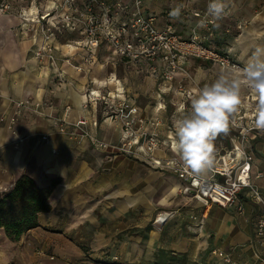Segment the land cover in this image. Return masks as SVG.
I'll return each mask as SVG.
<instances>
[{
    "label": "crops",
    "instance_id": "obj_1",
    "mask_svg": "<svg viewBox=\"0 0 264 264\" xmlns=\"http://www.w3.org/2000/svg\"><path fill=\"white\" fill-rule=\"evenodd\" d=\"M174 1L144 0V6L150 12L161 14L170 8ZM227 3L228 15L218 26L214 27L216 38L213 43L220 51H228L230 57L240 65L241 69L257 43V38L252 37V40L247 43V51H250L251 54L243 55L242 53H245V38L254 34L258 24L264 22V16L261 15L264 12V0H227ZM203 6V3L198 2L193 5L196 8ZM46 7L43 8L44 11L47 9ZM43 9L38 10L33 0L28 10L12 5L8 12H0V192L11 189L22 175L30 176L40 186H46V181L50 177H54L61 179L62 184L54 191L52 200L54 202L72 201V197L68 198L70 193L74 191L75 200L79 202L81 195H76V187L74 186L76 181L79 179L86 181V173L90 175L95 172L92 167L87 165V159L94 162L95 167L104 163L111 168L114 167L115 159L122 160L121 164H125L124 160L140 162L151 172L146 179L152 180L156 174L166 175L172 179L171 192L174 193L179 190L183 186V181L171 172L150 169L139 158L121 153L114 154L110 151L106 152L113 157L108 156L110 160L104 162L103 152L96 151L88 137L79 134H59L55 131L54 121L61 117L70 122H76L80 119L86 120L88 123L87 131L97 140L109 144L117 143L121 136L118 123H111L109 119H105L107 108L101 102H91L87 96L89 90L102 94L107 92L113 94L117 89L120 92L123 91L126 97L135 99L141 115L147 118H159L157 130L160 137L164 138L175 119L174 110L179 102L178 86H183L185 91L191 93L186 100V103L190 104V99L195 90L214 80L221 67L209 61L188 57L182 63L183 70L174 74L172 82H163L147 75L131 64L127 66L122 62L109 61L107 49L101 46L90 72L79 73L73 66L62 62L63 55L74 56L76 54L74 60L82 55V50L76 48L72 43L76 39L58 43L59 48L55 45L57 48L55 64L46 57L39 60L34 51L41 45V41H32L35 31L30 29L34 28L35 24L30 22L29 17L39 15V11L42 12ZM239 20L246 21V26L240 32L232 33L234 31L232 29L227 34L225 32L226 24L232 25ZM172 22L179 35L183 37L190 35L193 25L192 18H185L181 13L179 19L172 18ZM70 45L75 47L71 54L66 49V46ZM59 70H63L64 73L60 74ZM87 73L91 74L90 78ZM92 75L95 77H91ZM142 76L154 80L157 87L152 92H147L144 82H142L144 85H138V87L131 85V80H138L140 83L141 79L145 78ZM113 77H116L118 84L113 81ZM109 79L112 80L108 82ZM116 84L121 89L116 88ZM83 91L85 92L82 93ZM148 94L150 98L153 97L151 99H154L151 104L148 103L149 98L146 97ZM246 94L253 93L245 90L244 96ZM170 96L168 104L167 101ZM244 96L240 106L245 108L247 104ZM20 100L32 104L49 102L52 104V108L43 107L45 113L43 116L25 110L18 121L11 125L9 119L14 114L15 102ZM156 104H164L165 108L155 112L153 107ZM168 107H170V113L168 120H165L164 112ZM93 121H96L95 127L92 126ZM104 126L108 127L112 133L116 131L117 137L114 139L101 137ZM228 134H220L214 141V145L219 148L228 146ZM251 145L254 152L252 173L260 172L262 174L260 178H255L254 182L264 192V131L257 132L256 138L251 141ZM153 155L163 157L168 156L169 153L158 149ZM122 168L124 171V165ZM208 175L209 173L206 176ZM252 177L254 178L253 175ZM147 182L149 183V181ZM81 191L83 193V190ZM183 202L187 203V206L178 212L182 213L175 217V221L187 222L184 228L185 235L176 231L170 238L166 236L167 240H165L161 237L160 231H153L149 236L150 240L146 243V248L141 252L138 263L176 264L175 260L166 255L169 251L177 257L185 254L188 262L196 260L205 263L212 250H220L230 257L231 262L234 261L236 264H258V260H260L259 251L262 248L253 242V225L260 214L259 206L242 197L244 211L242 214H237L233 210L222 209L215 205L204 206L191 196L181 198L180 203ZM200 220L202 225L199 229L195 223H199ZM57 221L58 213L55 208H52L50 212L40 213L38 215L39 226L27 231L26 235L36 234L40 232L41 226H51ZM168 224L169 222L166 223V225ZM0 230L4 234L2 228ZM208 252L209 255H207ZM145 254L146 260L142 259ZM119 257V255L112 253L107 256V259L111 264H120ZM211 258L214 257L210 255L209 259ZM215 258L221 264V260L216 256ZM3 263L4 258L0 259V264ZM124 264L127 263L124 262Z\"/></svg>",
    "mask_w": 264,
    "mask_h": 264
},
{
    "label": "built area",
    "instance_id": "obj_2",
    "mask_svg": "<svg viewBox=\"0 0 264 264\" xmlns=\"http://www.w3.org/2000/svg\"><path fill=\"white\" fill-rule=\"evenodd\" d=\"M197 2L203 3L204 6L193 7ZM63 3L56 24L48 21L54 8L46 11L44 16L36 21L32 17L29 18L30 22L35 24L30 30L38 35H34L32 41H41V45L34 53L39 60L46 57L55 64L57 48L54 40L55 34L58 33L78 34V38L72 43L82 50V55L75 60L73 55H63L62 62L73 66L79 73L90 71L101 46L107 49L109 61L122 62L127 66L131 64L163 82H172L174 74L183 70L182 63L188 57L209 61L225 70L240 69V65L230 57L228 51H220L213 43L216 38L214 27L226 18L228 11L226 10L227 14L222 19L213 22L206 16L209 0H175L170 8L161 14L148 11L144 6V0H63ZM180 4L185 6L181 10L183 17L193 19L188 37L176 32L170 16L172 9ZM10 9L11 2L7 0L0 2V12H8ZM39 19H42L44 24H39ZM246 24L244 20L232 25L226 24L225 32L229 34L232 29H234L232 33L240 32ZM59 73L63 74L64 71L59 70ZM110 80L112 79L108 82ZM190 94L183 86H178L179 102L174 110V122L190 107V104L186 103ZM87 96L91 102H101L107 108L105 119H109L111 123H118L121 130L118 142L109 144L97 140L87 131L88 123L83 119L70 122L66 118H59L54 121L57 133L86 136L97 149L139 158L150 169L171 172L183 181L181 192L204 206L215 205L242 214L244 211L242 197L250 200L260 207V214L253 225V242L262 248L259 253L264 257V192L254 182V179L260 178L262 174L252 173L254 152L251 141L260 130L254 126V107L249 106V101H256V97L246 100L245 108L240 106L235 124H231L228 131L229 145L225 148L215 146V164L209 175L196 178L183 169L179 157L172 151L174 122L165 137L161 138L157 130L159 118L141 115L135 99L126 97L123 91L115 89L113 94L110 92L102 94L89 90ZM43 107L51 109L52 104L49 102L32 104L21 100L15 102L14 114L9 119L10 124L14 125L25 110L43 116L45 114ZM164 108V104H156L153 107L155 112ZM96 125V121H93L92 126ZM158 149L168 152L169 155L155 157L153 153ZM173 160L178 161L177 164L173 165ZM164 220L165 218L159 217L156 221L162 223ZM36 253L43 255L42 250H37ZM211 254L226 264L231 263L230 257L220 250H212Z\"/></svg>",
    "mask_w": 264,
    "mask_h": 264
},
{
    "label": "rangeland",
    "instance_id": "obj_3",
    "mask_svg": "<svg viewBox=\"0 0 264 264\" xmlns=\"http://www.w3.org/2000/svg\"><path fill=\"white\" fill-rule=\"evenodd\" d=\"M7 1L11 2V7L13 5L16 8L28 10L33 0ZM34 1L38 10H42L46 6L47 11L54 8L50 12L48 21L55 24L58 22L64 5L63 0ZM52 5L54 7L49 9ZM56 5L58 8H55ZM46 10L43 9L42 12L39 11V15L31 17L36 21L42 15L44 16ZM261 15L264 16V12ZM39 20V24H44L42 19ZM258 25L254 34L246 36L244 41L245 53H242L243 55L251 54L250 51H247V43L252 40V37L257 38L253 51L257 46H264V22ZM77 38L78 34L56 33L54 43L59 48L58 43ZM75 57L76 54L73 58ZM87 74L90 78L91 74ZM91 77L95 76L92 75ZM131 85L136 87L144 85L148 93L157 87L150 77L142 78L140 83L138 80H131ZM149 96V94L146 95L149 98L148 103L151 104L154 99ZM252 97H255V95L251 94L249 96V94H246L244 96L245 103L246 100H250ZM170 98L171 96L168 98V104ZM255 104L256 101H249L250 107H254ZM164 113V119L168 120L170 107ZM101 137L106 139L112 137L114 139L117 137V132L112 133L108 130V127L104 126ZM95 150L103 152L104 162L113 157L106 151L97 148ZM115 160L113 168L107 167L104 163L95 167L94 162L89 159L86 160L87 165L92 167L95 172L90 175L86 173V181L83 179L76 181L74 185L76 195H81L79 202L75 200L74 191L70 193L68 198L72 197V201L54 202L52 200L54 191L62 184L61 179L50 177L45 183L46 186L37 184L40 187L51 188L48 199L49 212L52 208H55L58 213V221L51 226H41L40 232L36 234L27 236L24 233L25 235L23 234L18 241H10L5 237V233L3 234L0 230V259L4 258L3 264H111L107 256L112 253L120 256V264H124V262L127 264H140L138 261H140L141 252L146 248V243L150 240L149 236L153 231H160L161 237L165 240H167V237L170 238L176 231L185 235L184 228L187 222H177L175 217L181 214L182 212H178L187 206V203H180V201L181 198L188 197V195L183 194L181 188L172 193V179L166 175L156 174V177L152 180L146 179L151 172L140 162L124 160L125 164H121L122 160ZM81 190H83V193ZM159 217L165 218L166 221L164 223L157 222L156 220ZM167 222H169L168 225H166ZM195 225L200 229L201 220ZM41 248L43 250L42 256L36 253ZM170 252L166 255L175 260L176 264H219L211 252L210 255L214 258L209 259L208 252L207 255L209 256H207L205 263L196 260L188 262L185 254L177 257ZM146 258L145 254L142 259L146 260ZM260 259L258 264H262L264 257L260 255ZM221 264L225 263L221 260ZM230 264H236V262L233 261Z\"/></svg>",
    "mask_w": 264,
    "mask_h": 264
},
{
    "label": "clouds",
    "instance_id": "obj_4",
    "mask_svg": "<svg viewBox=\"0 0 264 264\" xmlns=\"http://www.w3.org/2000/svg\"><path fill=\"white\" fill-rule=\"evenodd\" d=\"M184 7L177 5L170 16L179 19ZM227 8V0H209L206 16L218 21L227 14ZM245 90L256 97L254 126L264 131V46H257L241 69H221L214 80L198 87L188 110L175 120L172 151L193 177L203 178L213 169L214 141L235 124ZM177 162L173 160L172 164Z\"/></svg>",
    "mask_w": 264,
    "mask_h": 264
},
{
    "label": "trees",
    "instance_id": "obj_5",
    "mask_svg": "<svg viewBox=\"0 0 264 264\" xmlns=\"http://www.w3.org/2000/svg\"><path fill=\"white\" fill-rule=\"evenodd\" d=\"M51 188L40 187L28 175H22L13 187L0 192V228L10 241H18L36 228L38 215L50 210Z\"/></svg>",
    "mask_w": 264,
    "mask_h": 264
},
{
    "label": "bare ground",
    "instance_id": "obj_6",
    "mask_svg": "<svg viewBox=\"0 0 264 264\" xmlns=\"http://www.w3.org/2000/svg\"><path fill=\"white\" fill-rule=\"evenodd\" d=\"M53 7H54V5H52V7L50 6L49 9H51V8H53ZM55 8H58V6L56 5ZM47 10H48V9H47ZM66 49H67V51L71 54V52L75 49V47H74L73 45H70V46H66ZM114 82L118 84V81H117L116 78L114 79ZM119 84H120V83H119ZM118 88L121 89L119 86H118ZM95 92L97 93V91H95Z\"/></svg>",
    "mask_w": 264,
    "mask_h": 264
}]
</instances>
